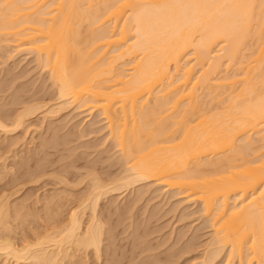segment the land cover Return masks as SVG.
<instances>
[{
	"label": "bare ground",
	"instance_id": "obj_1",
	"mask_svg": "<svg viewBox=\"0 0 264 264\" xmlns=\"http://www.w3.org/2000/svg\"><path fill=\"white\" fill-rule=\"evenodd\" d=\"M0 37L49 73L62 105L47 114L70 105L101 117L124 188L154 182L200 206L214 232L205 262L264 264V0H0ZM100 180L83 213L109 189ZM10 209L0 205L7 260L63 264L67 247L101 250V223L84 230L79 209L16 247Z\"/></svg>",
	"mask_w": 264,
	"mask_h": 264
},
{
	"label": "rangeland",
	"instance_id": "obj_2",
	"mask_svg": "<svg viewBox=\"0 0 264 264\" xmlns=\"http://www.w3.org/2000/svg\"><path fill=\"white\" fill-rule=\"evenodd\" d=\"M5 42L0 37V121L11 131L0 128V205L11 208L15 246L33 244L51 228L66 225L92 193L95 176L109 191L100 197L96 216L92 205L79 212L84 230L93 217L101 223V254L94 248L78 252L67 247L63 264H209L205 254L214 232L200 206L154 182L124 188L125 164L101 117L70 105L47 114L45 109L62 105L49 73L34 55L20 54ZM35 104L43 108L13 127L21 110ZM0 264L34 263L7 260L0 252Z\"/></svg>",
	"mask_w": 264,
	"mask_h": 264
}]
</instances>
